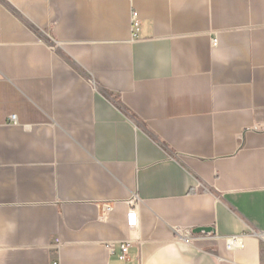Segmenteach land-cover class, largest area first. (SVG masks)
I'll return each mask as SVG.
<instances>
[{
  "label": "crops",
  "instance_id": "crops-1",
  "mask_svg": "<svg viewBox=\"0 0 264 264\" xmlns=\"http://www.w3.org/2000/svg\"><path fill=\"white\" fill-rule=\"evenodd\" d=\"M253 231L264 0H0V264H264Z\"/></svg>",
  "mask_w": 264,
  "mask_h": 264
},
{
  "label": "built area",
  "instance_id": "built-area-1",
  "mask_svg": "<svg viewBox=\"0 0 264 264\" xmlns=\"http://www.w3.org/2000/svg\"><path fill=\"white\" fill-rule=\"evenodd\" d=\"M140 27H141V21L139 19L137 12H134V11L131 12L130 14V34H131L132 39L137 38L140 32ZM54 44H55L54 41L51 40L50 42L51 49L55 48ZM216 45H217L216 39H212V47H216ZM9 120L11 121L13 125H17L16 117L14 115L10 116ZM112 209H113L112 204L110 203L104 204L102 206V217L110 213ZM127 225L129 227H134L136 225V217L134 214L130 213L128 215ZM251 235L255 237L261 244H264V233L253 231ZM225 243H226V248L229 251L242 248V238L241 237H233V238L226 239ZM61 247L62 245L58 240L53 241L51 250L57 255V258H58V254L60 252ZM129 248H130V243H123L119 246L120 253H121L119 259L121 261L127 260V253H128ZM52 264H58V259H54L52 261Z\"/></svg>",
  "mask_w": 264,
  "mask_h": 264
},
{
  "label": "water",
  "instance_id": "water-1",
  "mask_svg": "<svg viewBox=\"0 0 264 264\" xmlns=\"http://www.w3.org/2000/svg\"><path fill=\"white\" fill-rule=\"evenodd\" d=\"M192 234L210 236L214 235V231L212 228H197L192 231Z\"/></svg>",
  "mask_w": 264,
  "mask_h": 264
},
{
  "label": "rangeland",
  "instance_id": "rangeland-1",
  "mask_svg": "<svg viewBox=\"0 0 264 264\" xmlns=\"http://www.w3.org/2000/svg\"><path fill=\"white\" fill-rule=\"evenodd\" d=\"M262 247L264 248V244H262Z\"/></svg>",
  "mask_w": 264,
  "mask_h": 264
}]
</instances>
